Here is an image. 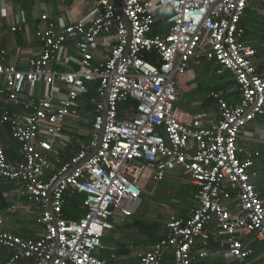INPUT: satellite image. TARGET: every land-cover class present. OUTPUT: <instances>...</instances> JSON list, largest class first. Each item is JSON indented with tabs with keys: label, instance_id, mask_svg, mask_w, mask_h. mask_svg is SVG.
<instances>
[{
	"label": "built area",
	"instance_id": "built-area-1",
	"mask_svg": "<svg viewBox=\"0 0 264 264\" xmlns=\"http://www.w3.org/2000/svg\"><path fill=\"white\" fill-rule=\"evenodd\" d=\"M114 1L129 22V43L122 16L109 0H83L87 19L41 15L50 22L35 32L40 51L27 68L4 63L0 49V94L14 104L24 91L30 98L27 112H1L0 121L20 144L22 159L9 161L0 144V182L21 181L24 193L38 203L43 225L40 237L24 238L7 230L0 217V247L10 252L5 264L22 259L29 264H108L96 251L114 228L115 213L132 217L145 185L178 169L197 190L190 216L171 215L164 236L137 254L139 264H161L167 252L173 264H194L203 256L198 242L205 244L212 235L238 264H253L240 237L255 233L264 241V203L250 181L252 157L239 155L246 126L264 114V75L254 61L259 48L239 39L249 0ZM258 1L264 8V0ZM158 14L166 15L167 31L151 34ZM127 44L113 75L102 141L89 156L102 126L104 89ZM152 50L156 62L141 57ZM202 60L214 62L216 74L227 73L239 92L231 104L224 91L210 93L218 112L213 119L178 105L176 77ZM95 80L101 100L95 102L89 136L47 176L54 143L68 120L83 117L79 98ZM127 100L133 103L120 115L119 104ZM54 184L56 231L47 208ZM68 188L85 195V212L78 219L62 216Z\"/></svg>",
	"mask_w": 264,
	"mask_h": 264
},
{
	"label": "crops",
	"instance_id": "crops-1",
	"mask_svg": "<svg viewBox=\"0 0 264 264\" xmlns=\"http://www.w3.org/2000/svg\"><path fill=\"white\" fill-rule=\"evenodd\" d=\"M43 14L51 17H63L69 21H76L87 19L89 8L83 4V0H0V49L5 50L4 63L13 64L17 68L25 69L28 66V60L38 55L41 43L35 37V32L39 29L45 30L50 22L49 20H43L41 18ZM12 26L21 27L22 30L12 31ZM245 42L256 46L254 43ZM254 61L257 71L264 75V44L259 46V51ZM70 64L75 66L74 63ZM209 65L210 70L208 71V75L216 70L215 63H209ZM194 71L195 69L192 64L191 70L185 75L187 79L185 80L184 87L180 89L178 86L179 97L181 92H187L194 87ZM227 80L228 77L227 79H219V84L227 83ZM227 90L230 91L231 89ZM29 99L27 91L21 93L18 104L10 102L5 95L0 94V116L3 108L9 111L27 112ZM186 100L190 102V109L200 110L198 109V105L201 102L200 96H191ZM69 124L70 120H68L64 127L66 128ZM77 140H73L66 132L62 133L54 143L52 160L61 152L71 150L70 148L74 145L77 151ZM0 144L9 161L17 162L22 159L20 144L13 137L7 124L1 121ZM240 145L243 148L240 157L243 159L245 156H251L254 161L249 173L250 181L254 185L256 194L264 203V114L256 116L246 126L241 135ZM167 179L169 181L175 180L178 184L169 185L164 188H171L173 186V188H176L175 186H178L180 192H182V187L186 184L185 191H188L190 194L196 189L190 185L191 183L187 175L180 169L168 173L162 181ZM162 181L148 182L145 185L144 192L146 187L152 184L150 191L152 196L157 195L160 198L167 196V189L163 190V187L160 186ZM181 197L186 204L182 205L170 202L171 210L169 212L171 215L188 217L195 203L194 195L193 197ZM172 201H175V199ZM140 212H142V209ZM140 212L138 213L137 211L132 217H123L119 212L115 213L113 218L114 228L105 233L102 237V245L96 251V255L99 258L107 261L108 264H139L137 254L148 250L152 245L153 239L151 237V231H147L140 222L154 221ZM39 216L40 207L38 203L29 199L24 193L23 183L21 181L4 179L0 182V217L5 219V228L7 230L24 238H38L43 233V225L38 222ZM240 239L243 245L251 250L250 258L253 264H264V241L257 238L255 233L243 235ZM198 246L202 250L203 256L197 258L194 264H238L236 260L228 255L225 247H220L217 239L213 235L205 244L198 242ZM9 256L10 252L0 247V264H5ZM17 264H29V260L22 259ZM161 264H173L169 252L164 255Z\"/></svg>",
	"mask_w": 264,
	"mask_h": 264
},
{
	"label": "trees",
	"instance_id": "trees-1",
	"mask_svg": "<svg viewBox=\"0 0 264 264\" xmlns=\"http://www.w3.org/2000/svg\"><path fill=\"white\" fill-rule=\"evenodd\" d=\"M259 8H262V6L260 5L258 0H249L244 10V15L240 19V26L244 29L243 35L239 38L240 40L248 41L252 38L251 35H249L247 21H249L252 14L257 15L256 11ZM165 19H166V15H163V14L156 15V20L153 23L151 34L163 33L167 31V25L165 23ZM141 57L146 60L156 62L157 53L154 50L149 51V52H143L141 54ZM209 63L214 64V62L204 61V66H202V68L198 66H194V69L196 72L194 82L199 80V78H196V77L199 74H203V73L205 74V75L203 74V78H207L209 76L211 77L215 76L216 77L215 80H213V82H206V80L201 81L199 83L197 82L191 90L187 92L186 91L181 92L180 97H178V104L182 108L184 107L192 112L202 111L207 116L217 117L218 112H217L216 101L210 96V93L212 91H217V90L224 91L226 99L231 104L237 100L239 92L237 90V86L235 82L232 79H229L230 77L227 73L223 75H218L213 71L210 75H208L209 73L208 71L210 70ZM227 77H228L227 83L219 84V79L221 80L223 78L227 79ZM98 86H99V80L91 81L87 84V92L79 98V102L83 108V111H85L83 112L84 113L83 117H80V118L77 117V118L70 120V124L67 125L65 129H63V133L66 132L67 135H70L73 138V140L78 139L77 141H79V139H87L89 136V132L93 124V119L97 115V113L93 112L95 102L101 100V97L99 93L97 92ZM227 89H231V90L228 91ZM191 96L193 97L200 96L201 102L198 105L199 108L195 107L200 110L196 111V110L190 109L189 107L190 102L187 101L186 99ZM132 103L133 102L131 100H127L123 103H120L119 104L120 115H121L122 110L128 107L129 105H131ZM70 149L71 150L67 152H61L56 158H54V160L52 161L53 168L48 172L47 176H50L53 173H55V171L61 166V164L64 161H66L69 158V156L73 155L72 153L76 151L75 145L72 146V148ZM240 159H242V157H240ZM190 185L193 186L192 184ZM185 187H186V184L183 185L182 187L181 193L183 197L185 198L189 196L193 197V195L196 194V189L195 191H193V193L190 194L188 191H185ZM84 199H85V195L83 193L77 192L76 190L72 188H68L64 192V204L62 207V216L65 219H69V220L78 219L85 212ZM140 223L143 224L144 228L147 231L148 230L151 231L152 233L151 237L153 238L152 244L158 241L159 239H161L165 234V224L166 223L163 225L162 219L154 220L150 222L141 221ZM169 255L172 258V255L170 253Z\"/></svg>",
	"mask_w": 264,
	"mask_h": 264
},
{
	"label": "rangeland",
	"instance_id": "rangeland-1",
	"mask_svg": "<svg viewBox=\"0 0 264 264\" xmlns=\"http://www.w3.org/2000/svg\"><path fill=\"white\" fill-rule=\"evenodd\" d=\"M256 12H257V15L252 14L249 21H247L249 35H251V37H252L250 40H248V42L254 43L256 46H261L262 44H264V8H259V9H257ZM193 66H198V67L202 68V66H204V61H202V62L199 61L197 63H193ZM203 74H199L196 77V78H199V80L193 82L194 85L197 82L199 83V82L204 81V80H206V82H213V80H215V78H216L215 76H213V77L209 76L207 78H203ZM194 76H196L195 71H194ZM186 79H187V77H185V75L176 77V82H177V85L179 86L180 89L184 87V83H186V81H185ZM173 184H178V182H176L175 180L169 181L168 179L161 182L160 186L163 187V190L167 189V192L169 194V195L167 194V196L162 197V198H160L159 196L157 197V195L156 196L151 195L150 191L152 188V184H149L146 187V190L142 196L143 202L140 206V210L142 209V212H140V210H138V213L139 212L143 213L148 218H150L152 220L162 219L163 225H164L168 221L169 217L171 216V214L169 212L171 210V207L169 204L170 202H174V203L182 204V205L186 204L184 202L183 198L181 197L182 195H181V192H180V189L178 188V186H175L176 188H173L174 186L171 188L170 187L164 188L166 186L173 185ZM173 199H175V201L177 200V202L172 201ZM186 202H188V201H186ZM172 207H174V206H172Z\"/></svg>",
	"mask_w": 264,
	"mask_h": 264
},
{
	"label": "water",
	"instance_id": "water-1",
	"mask_svg": "<svg viewBox=\"0 0 264 264\" xmlns=\"http://www.w3.org/2000/svg\"><path fill=\"white\" fill-rule=\"evenodd\" d=\"M109 2H110V4H111L112 6H114L115 10H116V11L122 16V19H123V21H124V23H125V26L127 27V31H128L127 36H128V43H129V41H130V37H131L129 22H128L127 18L125 17V15L123 14V11H122L121 7L118 6V4L116 3V1H114V0H109ZM128 46H129V44H127V47H126V49H125V52L123 53L122 57L119 59L117 65L115 66L114 70L112 71L111 75L109 76V79H108V81H107V85H106V87H105V89H104V93H103L102 101H101V103H102V110H101V115H102V126H101V129H100V131H99V138H98L97 144H96V146L91 150V152L89 153V156L93 155V154L97 151V149H98V147H99V145H100V143H101V141H102L103 133H104V127H105V122H106V116H107V110H108V99H109V93H110V88H111V83H112L113 75H114V73H115V71H116V68L118 67L119 63H121V61L123 60V58L126 56V54H127V52H128ZM89 156H88V157H89ZM67 174H68V173H67ZM63 177H64V176H62L61 179H62ZM55 185H56V184H54V185L52 186V188L50 189V191H49L47 208H48V210L51 211V213H52V224L55 226V231H56V219H55V214L52 212V208H51V192H52L53 188L55 187ZM56 237H57V235H56Z\"/></svg>",
	"mask_w": 264,
	"mask_h": 264
}]
</instances>
